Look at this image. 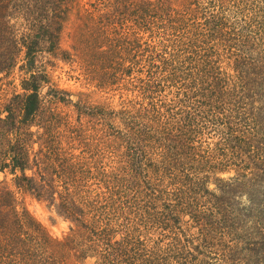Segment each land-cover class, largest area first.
Here are the masks:
<instances>
[{"label":"trees","instance_id":"16d2710c","mask_svg":"<svg viewBox=\"0 0 264 264\" xmlns=\"http://www.w3.org/2000/svg\"><path fill=\"white\" fill-rule=\"evenodd\" d=\"M72 16L91 31L88 66L104 61L132 97L102 151L61 130L41 95L38 58L59 51ZM18 63L22 93L0 104V264H208L217 236L232 264L242 251L264 264V0H0V74ZM105 157L101 173L88 166ZM242 181L259 196L248 212L234 202ZM22 196L68 233L51 237Z\"/></svg>","mask_w":264,"mask_h":264},{"label":"rangeland","instance_id":"374dc122","mask_svg":"<svg viewBox=\"0 0 264 264\" xmlns=\"http://www.w3.org/2000/svg\"><path fill=\"white\" fill-rule=\"evenodd\" d=\"M88 25L90 23H87ZM84 23L82 24L76 17H70V20L64 26L60 36L59 51L55 55L44 53L38 58L37 67L44 71L47 80L43 84L41 95L44 97L45 112L51 111L56 116L57 122L62 120L59 127H77L80 128L78 134L81 135L82 144L91 145L90 150L102 151L108 144L110 139L109 135L112 132L123 131L124 127L119 126L112 112L118 111L123 106V102L132 99L129 92L125 90H114L115 87L120 88L119 85H108V78L104 76L107 73L105 63H91L88 45L93 46L94 43L90 40V35ZM140 37V35H139ZM100 51L104 52L102 48ZM85 61V62H84ZM21 63H18L9 72L0 74V104L4 100H8L15 94H21L20 87L21 79L24 77L23 72L19 69ZM93 78V79H92ZM123 88V87H121ZM64 92V100L61 103H50L51 95L61 96L59 92ZM48 94L47 96H45ZM50 94V95H49ZM115 126V127H114ZM66 129V128H65ZM33 129L32 131H35ZM264 130V127H263ZM74 155H78L84 149L80 143L75 142L69 145ZM66 147V146H64ZM80 147V148H79ZM263 159L259 162L264 161ZM109 160L105 157L103 161L90 163L88 166L94 167L97 173L103 163H108ZM97 168V169H96ZM109 171V169H107ZM236 175L235 170L230 169L217 177L223 178L226 181L228 178H233ZM101 174L98 176L100 178ZM10 176L6 177V181L10 180ZM92 180L94 183L93 188H99V180ZM5 180L4 174L0 173V181ZM242 185L238 186V193L240 194L235 198L234 202H239L246 212L249 211V199L259 197L255 183L242 181ZM238 185L240 182L237 183ZM209 189L217 191L214 182L209 183ZM22 202L23 208L34 218L44 230L54 238H60L68 233L70 224L63 217H61L54 207H49L46 203L40 202L30 196L19 197ZM240 207V209H241ZM251 219L250 216H248ZM253 225V224H252ZM251 222H248L244 228L247 234L253 235V228ZM248 228V229H247ZM198 230L189 229V234H195ZM255 233V231H254ZM235 239V238H234ZM238 241H241L238 239ZM227 242V239L225 240ZM235 240L230 243L234 245ZM223 241L221 237H214V243L209 246L208 251L202 256V261L208 264H232L229 253L226 252L225 256L222 251ZM238 245H243L239 242ZM243 247V246H239ZM224 256V257H223ZM232 256V254H231ZM254 255L249 253L239 252L238 255L233 256L237 260L233 264H246L248 259ZM231 257L232 259H234ZM250 257V258H249ZM80 264H94L93 260H86ZM253 264V263H252Z\"/></svg>","mask_w":264,"mask_h":264}]
</instances>
